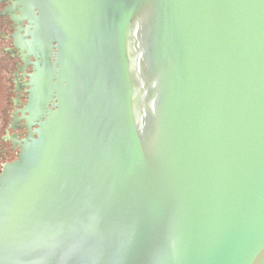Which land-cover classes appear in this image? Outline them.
I'll list each match as a JSON object with an SVG mask.
<instances>
[{
    "label": "water",
    "instance_id": "obj_1",
    "mask_svg": "<svg viewBox=\"0 0 264 264\" xmlns=\"http://www.w3.org/2000/svg\"><path fill=\"white\" fill-rule=\"evenodd\" d=\"M8 1L0 264H264V0Z\"/></svg>",
    "mask_w": 264,
    "mask_h": 264
},
{
    "label": "flooded vegetation",
    "instance_id": "obj_2",
    "mask_svg": "<svg viewBox=\"0 0 264 264\" xmlns=\"http://www.w3.org/2000/svg\"><path fill=\"white\" fill-rule=\"evenodd\" d=\"M0 3L3 5L2 9L0 11V16L4 13L5 9L9 7V1L8 0H0ZM5 22L8 25L9 30V39L11 41V48L9 49L10 57L13 59V68L10 72L11 78L10 82L13 87V96L11 97L12 102V109L10 111V126L13 129H16V135L19 140H22L26 137V129L22 128L23 123L20 122L21 114L19 111L24 107L26 104V97L27 94L25 91L27 90L26 83L28 82L27 75L31 74L32 68L25 66V63L22 62L21 54L18 50H14L12 47V39L11 37L18 31L19 25L14 24L12 21H10V18L8 16H5L3 18ZM27 26V22L24 23V27ZM31 61H33V58H30ZM11 146L10 149L7 151L6 156V162H12L17 158L18 150L17 147H15L12 143V140H10ZM5 162V163H6Z\"/></svg>",
    "mask_w": 264,
    "mask_h": 264
},
{
    "label": "rangeland",
    "instance_id": "obj_3",
    "mask_svg": "<svg viewBox=\"0 0 264 264\" xmlns=\"http://www.w3.org/2000/svg\"><path fill=\"white\" fill-rule=\"evenodd\" d=\"M8 36L9 30L0 17V169L6 162V153L11 146L9 137L16 135V129L10 128L13 96L10 72L13 68V59L9 54L11 41Z\"/></svg>",
    "mask_w": 264,
    "mask_h": 264
}]
</instances>
